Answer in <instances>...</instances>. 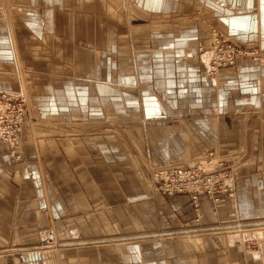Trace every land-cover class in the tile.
Wrapping results in <instances>:
<instances>
[{
    "label": "crops",
    "instance_id": "crops-1",
    "mask_svg": "<svg viewBox=\"0 0 264 264\" xmlns=\"http://www.w3.org/2000/svg\"><path fill=\"white\" fill-rule=\"evenodd\" d=\"M204 20L257 56L210 76ZM0 90L34 121L24 162L0 143V264H264V0H0ZM211 151L236 189L198 220L149 176Z\"/></svg>",
    "mask_w": 264,
    "mask_h": 264
},
{
    "label": "built area",
    "instance_id": "built-area-1",
    "mask_svg": "<svg viewBox=\"0 0 264 264\" xmlns=\"http://www.w3.org/2000/svg\"><path fill=\"white\" fill-rule=\"evenodd\" d=\"M201 54L210 52L208 74L217 76L223 69L232 67L238 57H252V51L242 50L238 45L231 43L227 37L214 33L212 47L198 49ZM16 95L0 90V141L8 146L14 145L19 139L25 119L23 105L14 104ZM213 155V152H210ZM221 170V169H220ZM207 171L201 164L188 166H167L155 169L151 181L155 192L166 199L188 196L197 213L200 212V197H205L213 204L222 202L225 198L234 195L235 181L230 173L225 171ZM45 246L55 244L54 232L45 237Z\"/></svg>",
    "mask_w": 264,
    "mask_h": 264
},
{
    "label": "rangeland",
    "instance_id": "rangeland-1",
    "mask_svg": "<svg viewBox=\"0 0 264 264\" xmlns=\"http://www.w3.org/2000/svg\"><path fill=\"white\" fill-rule=\"evenodd\" d=\"M204 26H205V28H204L205 30L204 31L209 36H208V38H204L205 40H207V43H202L203 41L205 42V40L199 42L198 49L200 47L201 48L202 47L203 48L209 47L207 49V51H209V49H211L212 42H213V36H214V32L215 31H216L217 34L223 35L224 37H227L231 43H234L231 40V38H229L228 35L225 34L224 31H219L218 29H215V27H216L215 25L212 26V24L205 23V20H204ZM240 48H242V47H240ZM242 50H247V51L254 52V50L245 49V48H242ZM210 55H209V58H210ZM256 56H254V57H256ZM209 58H208V60H209ZM13 94H15V93H13ZM15 95H16V97H15V101L16 102H14V104H16V106H18V104L23 105L24 108H25V112H26V114H25L26 116H25V119H24V122H23V126L21 128L20 136H19V139L17 140V142L16 143L14 142V145H12V146L5 145L1 141H0V143H2V145L7 149L8 153H10V156L13 157L14 160H18V161H23L24 162V145H25V137H26V134H24V128L26 129V126L32 125V123L34 121H33L32 117H31V114H30L31 105L29 104L28 96H26V95L23 96V95H19V94H15ZM0 103H4V100L0 99ZM119 136H120V139H122V138L125 139V136L128 137L127 135H122V134H120ZM210 154L211 153L209 152L208 155H207V158L205 160H203L201 163H198V164L203 165V168L206 169L207 171H218V170L221 169L220 171L228 172L234 178V181H235V179H236V171H234L233 168H232L233 169L232 170L229 166H227L226 162L220 156H218L216 154V152H213V155H210ZM151 169H153V168H151ZM156 169H158V168H156ZM154 170H151V173H150V176H149L150 179L152 177V173H153ZM151 183H152V181H151ZM152 185H153V183H152ZM153 188H154V186H153ZM201 198H205V197H200V199H199L200 206H201ZM193 207H194V205H193ZM194 210H195V208H194ZM195 212H196V210H195ZM195 214H196L197 219L200 220L199 216H200L201 212H199V213L196 212ZM50 231L54 232V234H55L54 236H55V244L56 245H55V247H52V248H48L47 246H45L46 243L44 242L45 237H47V235L50 233ZM37 237H38V241H39V247H41L44 250H58V252H59L63 248L62 244H66L67 243L66 241H62L61 240V238H63V237H60V234L57 233V230L53 226H48V227H44V228L40 229L38 231V236Z\"/></svg>",
    "mask_w": 264,
    "mask_h": 264
},
{
    "label": "bare ground",
    "instance_id": "bare-ground-1",
    "mask_svg": "<svg viewBox=\"0 0 264 264\" xmlns=\"http://www.w3.org/2000/svg\"><path fill=\"white\" fill-rule=\"evenodd\" d=\"M214 33H216V31L214 32ZM210 50V49H209ZM211 53L209 52V55H210ZM207 67H210V64H209V60H208V65H207ZM55 245L56 244H54L52 247H55Z\"/></svg>",
    "mask_w": 264,
    "mask_h": 264
}]
</instances>
